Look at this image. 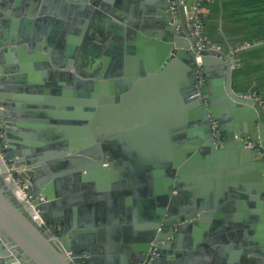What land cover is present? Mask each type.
<instances>
[{
  "label": "water",
  "instance_id": "water-1",
  "mask_svg": "<svg viewBox=\"0 0 264 264\" xmlns=\"http://www.w3.org/2000/svg\"><path fill=\"white\" fill-rule=\"evenodd\" d=\"M5 1L8 9L0 8V264H96L91 251L69 245L66 227L49 232L40 226L16 196V184L5 178L10 173L6 162L13 161L12 174H27L23 177L27 195L47 222L45 214L56 204L51 202L55 187L47 179L27 177L34 172H26L25 166L32 169L52 153L46 147L33 152L15 141L19 140L15 127L23 125L19 117L24 112L45 115L59 128L53 141L61 155L93 145L94 132L99 139L114 142L100 145L97 154L77 151L74 159L83 162L79 169L88 172L82 176L87 180H111L126 169L142 172L150 181L159 176L154 189L153 183L148 185L150 195L157 196L148 199L145 223L121 264H157L165 245H174L176 230H188L196 212L215 206L218 190L211 180L226 178V193L242 174L255 195L260 264H264V104L232 88L236 48L201 46L183 0ZM64 23L70 31L80 29L84 37L58 41L66 52L56 53ZM48 55L56 66L65 59V77L75 86L68 87L66 95L82 96L81 101L63 92V98H57L64 104L59 110L21 103L22 98L38 97L17 93L30 88L18 83L16 65H29L35 57L51 64ZM200 68L206 83L198 88ZM34 89L61 92L55 86ZM111 107L117 112L113 119L108 115ZM224 114L231 118V128L224 123ZM211 116L220 121L219 139L213 135ZM110 129L114 136L107 132ZM249 142L256 145L250 147ZM152 243L158 248L155 256L149 252Z\"/></svg>",
  "mask_w": 264,
  "mask_h": 264
},
{
  "label": "crops",
  "instance_id": "crops-1",
  "mask_svg": "<svg viewBox=\"0 0 264 264\" xmlns=\"http://www.w3.org/2000/svg\"><path fill=\"white\" fill-rule=\"evenodd\" d=\"M0 8L8 9L7 1L0 0ZM22 11L23 8H20V12ZM14 18L21 19L18 14H15ZM202 19L203 39L207 44L218 45L221 50L230 45L238 52L231 76L234 91L250 93L264 104V0H208ZM64 20L67 21V18ZM17 25L20 26L21 22ZM57 37L56 53H61V49L64 52L66 50L58 41L66 38L81 40L84 36L80 29H77V32L70 31L64 23ZM81 49L80 43V55L84 53ZM26 53L33 54L29 51H25ZM22 54L20 50L17 57ZM48 59L50 61V56ZM63 60L60 66H56L51 61V64H46L42 58L35 57L29 60V65H16L14 74L19 75L18 79L21 81L18 83L30 88L29 92L20 89L17 93L38 97L34 100L22 98L21 103H33L43 107L51 105L59 110L64 104L57 98H63V92L69 99H83L82 96L75 97L74 93L66 95L67 88L75 86L70 78L65 77L66 61ZM79 62L80 66V59ZM48 86H55L61 92H42L34 89H45ZM97 106L96 100V108ZM115 114L117 112H113L111 107L108 114L110 119L116 117ZM20 116V123L23 125L15 127L18 132L16 136L19 138L15 141H22L24 147L33 152L45 151L46 147V150L52 153L49 157L35 162L32 169L25 166L26 172H34L32 176L27 177L37 181L47 179L55 187L51 202L56 204L45 214L47 223L52 226L53 231H62L66 227L65 236L69 245L79 244L91 251V256L96 258V264H121L123 260H127V247L134 243L136 231L145 223L148 199L157 196L150 195V188L154 189L159 176L150 181L142 172L126 169L124 175L120 173L111 180H87L82 176L88 172L79 169L83 162L81 159H74L76 153L89 150L97 154L100 145L107 142L105 137L99 139L98 133L94 132L93 145H80L71 153L61 155L58 153L60 149L56 146L57 143L53 141L55 134L59 133V128H54L53 122H50L47 116L37 112H24ZM224 118V123L231 128V118L226 114ZM110 130L107 132L114 136V131ZM107 143L114 144L112 141ZM34 166L41 168L35 169ZM26 175L24 172L19 176L22 183ZM225 179L223 177L220 180H211L213 189L218 190L215 206L210 211L204 210L203 215L196 212L195 221H192L188 230H176L178 237L174 245H165L164 256L157 264L261 263L256 224L258 214L254 213L255 195L250 190V181L242 174L235 181V185H229L224 193ZM150 183H153V187ZM230 183L233 182L230 180ZM183 224L180 226H184ZM87 255L86 251L85 256Z\"/></svg>",
  "mask_w": 264,
  "mask_h": 264
},
{
  "label": "built area",
  "instance_id": "built-area-1",
  "mask_svg": "<svg viewBox=\"0 0 264 264\" xmlns=\"http://www.w3.org/2000/svg\"><path fill=\"white\" fill-rule=\"evenodd\" d=\"M183 1H184V7H185V12L187 15L188 23L192 30L193 35L195 37H198V42L201 44V46L207 45V42L203 39V31H202L203 19L202 17L205 14L208 0H183ZM205 83H206V79L200 68L198 71V80H197L196 86L198 88H201L205 85ZM211 126L213 129L214 137L218 139L221 138L222 132L219 128L220 121L213 116H211ZM255 145L256 143L254 142H249L248 144V146L250 147L255 146ZM6 165H7V170L10 172L9 174H7V176L10 177L11 182H14L16 184V187L18 188L19 193H21L20 196L18 194H16V196L25 203V207L31 214L32 218L40 226H43L47 231L52 232L53 231L52 226L44 220V218L40 214V211L36 208L34 204H32L30 197L27 195L26 186L21 184L22 181L20 179H17L12 174L11 171L15 168L14 164L11 161H7ZM152 244H153L152 245L153 247H151L149 252H151L152 255L155 256L157 255L155 253V250L158 248L155 247L154 243Z\"/></svg>",
  "mask_w": 264,
  "mask_h": 264
},
{
  "label": "bare ground",
  "instance_id": "bare-ground-1",
  "mask_svg": "<svg viewBox=\"0 0 264 264\" xmlns=\"http://www.w3.org/2000/svg\"><path fill=\"white\" fill-rule=\"evenodd\" d=\"M0 172H2L1 169H0ZM6 179H7V181H9V182L11 181V180H10V177H8L7 175H6ZM13 189H14L15 194H18V195L20 196L21 193H19L18 188H17L16 186H14Z\"/></svg>",
  "mask_w": 264,
  "mask_h": 264
},
{
  "label": "rangeland",
  "instance_id": "rangeland-1",
  "mask_svg": "<svg viewBox=\"0 0 264 264\" xmlns=\"http://www.w3.org/2000/svg\"><path fill=\"white\" fill-rule=\"evenodd\" d=\"M17 179H20L21 180V178L19 177V175L18 176H15ZM22 181V180H21ZM21 184H23L22 182H21Z\"/></svg>",
  "mask_w": 264,
  "mask_h": 264
},
{
  "label": "flooded vegetation",
  "instance_id": "flooded-vegetation-1",
  "mask_svg": "<svg viewBox=\"0 0 264 264\" xmlns=\"http://www.w3.org/2000/svg\"><path fill=\"white\" fill-rule=\"evenodd\" d=\"M108 143L107 142H103V145H107ZM49 224V223H48Z\"/></svg>",
  "mask_w": 264,
  "mask_h": 264
}]
</instances>
